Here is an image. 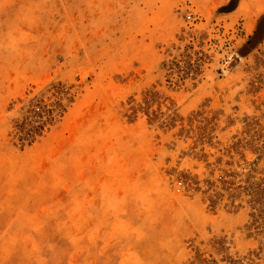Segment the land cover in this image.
Returning a JSON list of instances; mask_svg holds the SVG:
<instances>
[{"label": "rangeland", "instance_id": "374dc122", "mask_svg": "<svg viewBox=\"0 0 264 264\" xmlns=\"http://www.w3.org/2000/svg\"><path fill=\"white\" fill-rule=\"evenodd\" d=\"M0 264H264V0H0Z\"/></svg>", "mask_w": 264, "mask_h": 264}, {"label": "built area", "instance_id": "2783aa9c", "mask_svg": "<svg viewBox=\"0 0 264 264\" xmlns=\"http://www.w3.org/2000/svg\"><path fill=\"white\" fill-rule=\"evenodd\" d=\"M187 18L189 19L190 17L188 16Z\"/></svg>", "mask_w": 264, "mask_h": 264}]
</instances>
